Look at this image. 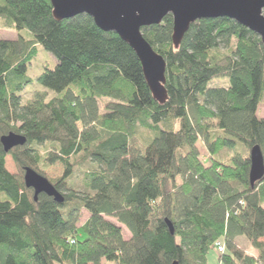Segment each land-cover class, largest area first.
Masks as SVG:
<instances>
[{"label": "trees", "instance_id": "1", "mask_svg": "<svg viewBox=\"0 0 264 264\" xmlns=\"http://www.w3.org/2000/svg\"><path fill=\"white\" fill-rule=\"evenodd\" d=\"M0 21L28 34L0 40V138L26 139L8 154L0 143V264H208L219 239L217 264H264V177L248 182L250 148L264 157L256 34L227 18L202 19L174 48L171 15L143 28L166 64L160 105L132 49L89 16L56 21L49 0H0ZM38 46L56 65L23 104ZM217 77L229 87L206 89ZM140 130L150 136L137 147ZM225 150L227 162L216 158ZM6 156L19 176L6 170ZM55 166L61 174L48 181L63 203L44 194L35 201L23 170L45 177ZM81 210L89 217L77 225ZM239 237L255 255L236 247Z\"/></svg>", "mask_w": 264, "mask_h": 264}, {"label": "water", "instance_id": "2", "mask_svg": "<svg viewBox=\"0 0 264 264\" xmlns=\"http://www.w3.org/2000/svg\"><path fill=\"white\" fill-rule=\"evenodd\" d=\"M56 21L79 15L92 18L104 32H113L137 56L152 98L160 105L167 99L166 64L143 38L141 30L158 25L167 15L173 19L171 41L178 48L191 24L202 19L227 18L256 34L264 45V0H49ZM3 151L23 146L26 139L14 133L0 138ZM248 182L251 188L264 177V157L258 145L249 150ZM23 182L32 189L34 200L44 194L62 204L63 196L43 176L30 168L23 170ZM173 235V226L165 221ZM172 264H178L173 262Z\"/></svg>", "mask_w": 264, "mask_h": 264}, {"label": "rangeland", "instance_id": "3", "mask_svg": "<svg viewBox=\"0 0 264 264\" xmlns=\"http://www.w3.org/2000/svg\"><path fill=\"white\" fill-rule=\"evenodd\" d=\"M19 33L24 35L25 37H28V34H26V32H24V31L23 32H17L16 30L5 28L2 24V22L0 21V40H16L18 38ZM55 65H56V60L49 53H47L45 50H43L42 47L38 46L37 54L31 60V63L28 67L27 74L31 78V83L29 85H27L25 91L22 94L23 104H25L26 101H28L31 98L32 93L35 90H43L38 85L37 79L40 76V74L42 73V71L44 70V68L53 69L55 67ZM228 87H229L228 77L212 78L206 84V89H218V88L226 89ZM47 94H48V97L53 95L50 92H48ZM257 115H258V118H264V101L259 105ZM137 134L138 135L134 140V144L137 147H142L143 143L147 141L146 136H150V134L148 132H145L142 130L138 131ZM153 137H154V134H151V139ZM148 142L146 143V145L148 144ZM145 146L143 147L142 150H144ZM198 148H199L200 155L203 158H207V153L205 152V149L202 147V145L200 143L198 144ZM240 149H241L240 144H237L235 151H239ZM248 155H249V152H248ZM230 156H231V151L225 150V151H222L216 158L223 161V162H227L228 158H230ZM5 168L12 175H15V176L20 175L17 167L14 165L10 156H6V158H5ZM60 174H61L60 167L55 166V167H52V168L46 170V172L44 173V176L47 178V180L53 181L58 176H60ZM22 177H23V175H22ZM74 184H78L77 179L74 180ZM79 216L80 217H79V221H78L77 225H82L87 220V218L89 217L88 213L84 210L80 211ZM107 219L109 221L115 223L118 227L121 228V230L123 232V236L125 239L129 238L130 234L123 225L117 223V221L115 219H112V218H107ZM234 243L236 244V247L238 249L242 250L244 253H247L250 255L256 254L255 251L250 246V244L244 238L239 237V238L235 239ZM216 258H217V254L212 249L209 252L208 257H207L208 264H217Z\"/></svg>", "mask_w": 264, "mask_h": 264}, {"label": "built area", "instance_id": "4", "mask_svg": "<svg viewBox=\"0 0 264 264\" xmlns=\"http://www.w3.org/2000/svg\"><path fill=\"white\" fill-rule=\"evenodd\" d=\"M214 247L216 249V251L219 253V254H222L224 252V244H223V240L222 239H219L217 240L215 243H214Z\"/></svg>", "mask_w": 264, "mask_h": 264}]
</instances>
